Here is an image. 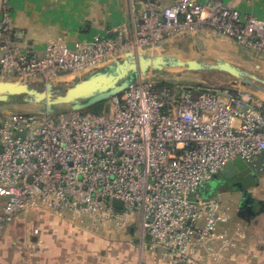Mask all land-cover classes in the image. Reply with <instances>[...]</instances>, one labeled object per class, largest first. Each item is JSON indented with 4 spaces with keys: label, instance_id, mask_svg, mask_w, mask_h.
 Masks as SVG:
<instances>
[{
    "label": "built area",
    "instance_id": "built-area-1",
    "mask_svg": "<svg viewBox=\"0 0 264 264\" xmlns=\"http://www.w3.org/2000/svg\"><path fill=\"white\" fill-rule=\"evenodd\" d=\"M149 11L132 38L96 35L72 48L51 43L41 56L11 42L3 3L0 80L82 78L200 30L264 55V22L235 9L173 0ZM155 74L111 97L107 113L0 110V235L21 217L45 214L117 232L137 227L142 249L168 264L220 261L234 246L219 230L229 209L200 192L228 162L264 167V102L232 88L171 89Z\"/></svg>",
    "mask_w": 264,
    "mask_h": 264
},
{
    "label": "crops",
    "instance_id": "crops-1",
    "mask_svg": "<svg viewBox=\"0 0 264 264\" xmlns=\"http://www.w3.org/2000/svg\"><path fill=\"white\" fill-rule=\"evenodd\" d=\"M197 1L235 9L264 22V0ZM3 3L10 11L11 42L42 56L51 43L72 48L76 41L90 40L96 35L132 38L144 15L150 14L151 5L162 9L173 0H0V8ZM149 54L204 63L221 60L243 70L254 62L264 61V55L247 51L232 39L217 37L206 30L166 40ZM78 80L81 78L67 75L56 84ZM260 167L255 168L256 187L249 190L254 203L252 212L240 211L243 199L240 190L224 191L234 195H227L229 200L224 202L230 221L219 230L234 246L225 249L218 262L199 260L196 264H264V167ZM3 203L0 198V208ZM32 216L37 215L19 218L0 235V264H168L160 260L158 252L142 249L135 229L123 234L125 231H109L101 226L70 224L59 217Z\"/></svg>",
    "mask_w": 264,
    "mask_h": 264
},
{
    "label": "water",
    "instance_id": "water-1",
    "mask_svg": "<svg viewBox=\"0 0 264 264\" xmlns=\"http://www.w3.org/2000/svg\"><path fill=\"white\" fill-rule=\"evenodd\" d=\"M198 45H201L200 41ZM166 69H183L188 72L218 71L239 80L242 86L253 87L264 93V79L221 60L208 64L200 60H182L176 57L152 56L145 52H131L123 59L76 81L67 89L58 84L34 85L0 80V104H8L11 99H15L21 104L42 105L49 114L52 107L63 105L70 106L73 112L84 111L123 93L139 78ZM220 173L231 179L243 178L252 174V171L242 160H235L224 164ZM113 206L121 208L118 201H114ZM240 211H244L242 207Z\"/></svg>",
    "mask_w": 264,
    "mask_h": 264
},
{
    "label": "rangeland",
    "instance_id": "rangeland-1",
    "mask_svg": "<svg viewBox=\"0 0 264 264\" xmlns=\"http://www.w3.org/2000/svg\"><path fill=\"white\" fill-rule=\"evenodd\" d=\"M261 55V54H259ZM263 55H261L262 57ZM264 57V56H263ZM183 60V59H182ZM203 62V61H202ZM208 63V64H214ZM252 75L259 77L260 79H264V61L259 60V62H254V64L246 67L244 70ZM86 76H83L81 80ZM155 79L159 81L160 84L167 86L171 89H175L176 87H187V86H203L207 89H221V88H232L237 91H244L249 93L250 95L260 99L264 102V93L258 91L253 87L242 86L239 80L231 78L221 72L218 71H199V72H188L183 69H166L163 72L156 73ZM161 81V82H160ZM76 81H70L65 84H62L61 87L64 89L72 86ZM103 105H94L93 108H89L84 110V113L90 114H102L107 113L110 109L111 101L110 99L103 102ZM101 104V103H99ZM0 110L8 112V113H27V114H36L44 110L42 105H34V104H21L18 103V100L11 99L8 104H0ZM70 111V106H55L50 110V114L55 116L59 113H67ZM250 168V167H249ZM251 169V168H250ZM252 174L246 175L243 178H231L228 179L221 175V173L217 174L212 178V181L207 184L210 187V197L219 198L221 203L224 205V202L229 200V196L234 194H225V190L236 191L240 190V194L243 197L241 201V207L247 213L248 210L252 212L254 208L253 200L250 199L249 190L253 187H256L257 184V176L258 170L255 168L251 169ZM211 184V185H210ZM205 188V187H204ZM223 191V192H222ZM204 189L200 192L201 195L205 196ZM33 219L40 218L46 219L51 218L50 215H37L32 216ZM53 218V217H52ZM56 218V217H55ZM63 220V219H62ZM65 222V221H64ZM111 230V229H107ZM140 230L135 227L134 235L138 236ZM65 233H69V230L65 231ZM128 233V231L123 232V234ZM137 239V238H136Z\"/></svg>",
    "mask_w": 264,
    "mask_h": 264
},
{
    "label": "trees",
    "instance_id": "trees-1",
    "mask_svg": "<svg viewBox=\"0 0 264 264\" xmlns=\"http://www.w3.org/2000/svg\"><path fill=\"white\" fill-rule=\"evenodd\" d=\"M187 87H199V88H202L201 90H203V89L205 88V87H203V86L201 87L200 85H199V86H198V85H197V86H187ZM98 105H103V106H104V103H101V104H98ZM91 108H93V107H91ZM211 181H212V180H211ZM211 181H210V182H211ZM209 191H211V189H210L209 186L206 185V187L204 188V193H203V194H204L205 196H207L208 193H209Z\"/></svg>",
    "mask_w": 264,
    "mask_h": 264
}]
</instances>
